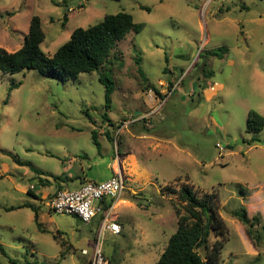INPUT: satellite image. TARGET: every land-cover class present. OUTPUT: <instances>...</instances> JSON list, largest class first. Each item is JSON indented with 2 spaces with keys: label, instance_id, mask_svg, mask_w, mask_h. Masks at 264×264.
I'll return each mask as SVG.
<instances>
[{
  "label": "rangeland",
  "instance_id": "374dc122",
  "mask_svg": "<svg viewBox=\"0 0 264 264\" xmlns=\"http://www.w3.org/2000/svg\"><path fill=\"white\" fill-rule=\"evenodd\" d=\"M120 12L143 28L115 44L98 72L66 82L34 70L0 72V245L6 252L0 253V264H90L98 219L83 224L73 216L49 213L45 202L28 190L45 191V178L38 172L46 178L59 175L68 158H85L81 163L91 169L90 179L102 182L108 175L106 163L117 167V154L127 144L153 180L132 200L129 191L142 186L133 181L131 165L122 171L120 200L134 208L118 206L113 213L124 228L120 236L106 235L100 243L109 264L157 262L177 226L176 198L168 189L182 186L199 199H211L226 225L219 264H264V253L257 258L249 254L243 226L232 215L243 207L249 217L257 215L264 222V129L245 131L250 111L264 116V0H0V47L9 53L20 49L31 18L37 16L44 33L40 48L52 56L75 29ZM219 48L227 50L221 59L212 56ZM100 73L114 82L106 114L115 128L103 119ZM212 84L219 88L207 100L204 90ZM11 85L16 88L9 92ZM150 89L152 97L157 91L159 107L149 104ZM138 109L151 117L152 129L130 120ZM104 131L112 135L110 140ZM139 132L148 140H137ZM128 135L134 136L130 142ZM154 137L169 143L154 152L138 149ZM23 204L38 210L40 227L31 209L9 210ZM215 239L212 234L207 245ZM253 240L257 246L264 242L260 228L253 230ZM207 250L203 245L198 253L205 257Z\"/></svg>",
  "mask_w": 264,
  "mask_h": 264
},
{
  "label": "trees",
  "instance_id": "16d2710c",
  "mask_svg": "<svg viewBox=\"0 0 264 264\" xmlns=\"http://www.w3.org/2000/svg\"><path fill=\"white\" fill-rule=\"evenodd\" d=\"M66 19L67 17L64 15L62 26H64ZM142 28L143 25L135 24L131 15L127 13L120 12L113 15H105L100 22L92 26L75 29L70 34L69 39L59 46L52 56H49L40 48L44 40V33L41 29L40 19L34 16L30 20L28 32L20 49L9 53L0 47V72L14 75L23 71L34 70L49 79L66 82L67 80L75 79L80 74L98 72L106 63L115 44L123 41L131 32L138 34ZM222 51L226 53L227 50L219 48L217 51H213L212 56L221 59ZM136 64L139 66L140 58L136 59ZM137 71L140 76H143L139 67ZM98 81L104 86L105 93L103 119L108 123V126L112 127L113 124L107 117L106 111L109 110L114 82L107 73H100ZM15 88L16 85H11L9 92ZM142 122H145V120ZM263 129L264 116L250 111L245 131L247 133H259ZM92 138L94 144L97 145L95 132H92ZM106 138L111 139L108 132H106ZM38 174L43 175L41 172H38ZM53 179L59 182L62 181L60 176L53 177ZM47 184L49 182L44 180L43 186ZM168 190L176 198V202L172 203V206L177 218V227L175 232L169 237L155 264H219L221 251L227 241L228 232L216 206L212 205L211 199H199L196 197V194L187 186H182L178 191ZM243 192L241 191V195L245 194ZM33 197L36 198V194H33ZM178 205L182 206L184 215L180 213ZM108 206L109 202L104 205V212ZM21 208L31 209L34 214L33 221L37 227H40L38 210L35 207L23 204L18 207H12L9 210ZM232 215L242 224L246 235L251 241H254L253 230L256 228H260L264 236V222L257 215L249 217L243 207L238 211H234ZM102 219L103 214L99 215V223ZM212 234L215 235L216 239L209 247L207 245L208 239ZM203 245L208 249L205 257L198 253V249ZM0 253L6 255L1 245ZM10 264L19 263L16 260H10Z\"/></svg>",
  "mask_w": 264,
  "mask_h": 264
},
{
  "label": "crops",
  "instance_id": "0c3cea01",
  "mask_svg": "<svg viewBox=\"0 0 264 264\" xmlns=\"http://www.w3.org/2000/svg\"><path fill=\"white\" fill-rule=\"evenodd\" d=\"M159 84H161V83H159ZM218 88H219V86L217 84H212L209 89H205L204 90V92H205L204 93L205 99L208 100L212 96H214L215 95V92L218 90ZM172 89H173V87L171 88V90ZM171 90H169L168 93ZM148 91H149V97H150L149 98V104L151 106H158L159 107V104L158 105L156 104V102L158 101V98L156 97V94H155V96L152 97L150 95L151 93H153L152 90L150 89ZM159 92L161 94H163L161 90ZM163 92H164V90H163ZM154 93H157V91L154 92ZM165 95L163 94V97ZM143 105L146 106L145 104H143ZM158 107H156V108H158ZM156 108H155V110H157ZM137 111L138 112L135 113V115L137 117L134 118V119H130V120L133 121L134 124H138L140 122L141 126L139 125V128L141 127L144 130L152 129L153 126L151 125V117L150 118H147L145 116L146 114H143V112L140 109H138ZM157 114H158V111L156 113H153V111H150V115L151 116L152 115H157ZM147 119H149L148 122L146 121ZM144 120L147 122V124L145 125V127H143L144 124L142 125V123H141ZM115 127H117V126L116 125H113L112 126V128H115ZM134 128L133 129L130 128V130L132 131V133L135 131ZM136 130H139V129L136 128ZM106 132H108V131L102 132V135H105L106 136ZM139 133H141V134H139L137 136L138 137L137 140L142 141V142H145V141L148 140V138L142 132H139ZM109 135H110V137L112 136L110 133H109ZM132 137H134V136L133 135H128V142H130V138H132ZM133 139H135V138H133ZM166 143H169V141L168 140H163V141H160L159 142V140H157L156 137H154V138H151L148 143H143L141 145H138L137 147H138L139 150L144 149V152L147 153V151L150 148H151V151L154 152L161 144H166ZM177 148H180V146H177L176 149ZM133 150H134V148L132 149L130 147V145L127 144L126 149H125V152L122 153V154H117L118 155V158H119L118 166L114 168L112 166L113 163H106V165L104 167L105 170L108 171V173H107L108 175L104 179V181H105V180L109 179L110 177H112L115 174L116 171H120L121 174L123 172L125 173L126 165H131L132 166L133 170H135L134 171L135 172V177H134L133 181H135L136 186H138V185H141L142 186V188H137L136 191H129V194L130 195L128 197L131 196V199L132 200H134V197L137 198L138 196H141L143 194V192H145L144 191L145 190V187L146 186H149L152 183V180H153V173H149L148 170H147V168L145 166H141L140 164H138V161L136 159V157H137V154L136 153H138V152H136L135 153V156H134L133 155L134 154ZM84 159L85 158H82V159L68 158L67 160H63L65 162V166L66 167L63 168V171H62L61 174H59V175L48 174L49 177H47V178L45 177V175H42L45 178L44 180H46V181L49 182V184H47L44 187L45 188V191H42L41 190V191L37 192L36 191V188H34L33 190H31L29 192L31 193L32 196H33V194H36V199L43 200L45 202V205H46L48 203V201L52 197H54V195L56 194V192L59 191V190H63V189L76 190L82 184H84L85 182L98 183V182H96V180H91L90 179V176L89 175L91 173V169L89 167L88 168H85V166L83 165V163H81V162H83L82 160H84ZM77 160L79 161V165H75V163L77 162ZM138 160H139V158H138ZM56 176L57 177L60 176L62 181L59 182V181L54 180L53 177H56ZM143 179H145V181ZM70 185H72L75 188H70ZM108 202L109 201L105 199V200H103L101 202V204L104 207V205L106 203L108 204ZM110 205H111V202H109L108 208L110 207ZM118 206H125L126 208H129V209L134 208L133 205L130 202H128L127 200H120V198H119V200L116 201V203L114 205V209L111 212L110 219L116 220V218H117L119 220L118 222L117 221H115V222L121 228L120 233L118 235H114V234H111V233L107 232L104 236L108 235L111 238H116V237L120 236L121 233H122V230L124 228V225H123L122 222H120L119 215H116V218L113 217L114 216L113 213H114L116 207H118ZM138 206L140 207V209H146V207L143 206L140 202L138 203ZM103 207H102V210H103ZM108 208H107V210H108ZM48 212L49 213H52L51 211H49V209H48ZM105 212L103 211L99 215H102L103 214V218H104ZM99 215H96L93 218V220L94 219H98L99 218ZM102 220H101V222H102ZM91 222H92V220H91ZM90 223H88V224H90ZM100 223L97 224V227H96V235L98 233V229H99ZM176 224H177V218H176ZM242 231L244 233V239L243 240H244V242H246L248 248L250 249V250H248V252L251 255V257L257 258V257H259L261 255V253H264V251H263V249H264V242H262V244L260 246L259 245L257 246V244L254 241H251L248 238V236L245 233V229L243 227H242ZM165 246H164V248H165ZM164 248H163V250H164ZM160 255H159V257H160Z\"/></svg>",
  "mask_w": 264,
  "mask_h": 264
},
{
  "label": "built area",
  "instance_id": "2783aa9c",
  "mask_svg": "<svg viewBox=\"0 0 264 264\" xmlns=\"http://www.w3.org/2000/svg\"><path fill=\"white\" fill-rule=\"evenodd\" d=\"M216 148L221 155L223 153L222 147L216 144ZM34 188V186H30L29 190ZM124 189V177L120 171H116L112 177L105 181L98 183L85 182L76 190H59L46 204L49 211L55 215L73 216L81 223L88 224L96 215L103 212L101 204L103 200L106 199L111 202L100 223L90 264H109L108 259L102 253L100 243L107 232L114 235L120 233V226L115 220L110 219V216ZM82 254H86V251H82Z\"/></svg>",
  "mask_w": 264,
  "mask_h": 264
},
{
  "label": "bare ground",
  "instance_id": "6f19581e",
  "mask_svg": "<svg viewBox=\"0 0 264 264\" xmlns=\"http://www.w3.org/2000/svg\"><path fill=\"white\" fill-rule=\"evenodd\" d=\"M134 165V164H133ZM130 169H132V167L130 168ZM133 170V169H132ZM133 171H135V170H133ZM130 172H132V171H130Z\"/></svg>",
  "mask_w": 264,
  "mask_h": 264
}]
</instances>
